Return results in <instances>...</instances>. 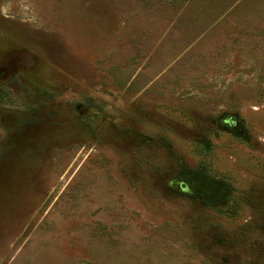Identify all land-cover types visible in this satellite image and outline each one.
Returning a JSON list of instances; mask_svg holds the SVG:
<instances>
[{"label": "rangeland", "instance_id": "rangeland-1", "mask_svg": "<svg viewBox=\"0 0 264 264\" xmlns=\"http://www.w3.org/2000/svg\"><path fill=\"white\" fill-rule=\"evenodd\" d=\"M0 264H264V0H0Z\"/></svg>", "mask_w": 264, "mask_h": 264}]
</instances>
